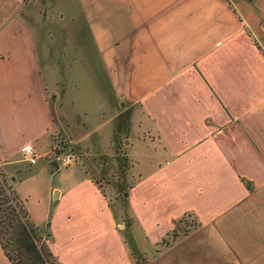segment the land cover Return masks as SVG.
I'll list each match as a JSON object with an SVG mask.
<instances>
[{
    "label": "crops",
    "instance_id": "crops-1",
    "mask_svg": "<svg viewBox=\"0 0 264 264\" xmlns=\"http://www.w3.org/2000/svg\"><path fill=\"white\" fill-rule=\"evenodd\" d=\"M23 1L0 0L1 166L18 170L21 158H12L26 146L47 155L58 135L67 138L63 149L70 144L86 154L107 156L114 118L106 119L104 111L99 115L96 102V112L84 114L94 118L76 121V108L85 107L66 102V68L58 58H49L50 38L33 35L23 20ZM94 2L86 18L92 43L98 50L105 46L100 58L115 60L127 53L118 56L127 65L122 73L135 77L127 89L134 85L142 91L141 115L136 125L130 121L133 146L139 150L138 171L130 172L136 180L128 195L127 231L134 240L139 229L146 247H155L150 264H174L176 247L197 231L205 239L217 237L220 247L233 254L206 264H264V0H230V10L221 0ZM116 7L127 15L119 24L113 21ZM11 21L21 34L2 36ZM99 28L106 29L105 36ZM130 29H137L138 37L124 41ZM72 89L80 91L77 84ZM33 110L38 123L27 125ZM6 150L10 154L4 156ZM74 155L76 161L62 169L48 166L44 158L28 164L14 190L31 220L50 233L48 246L59 263L135 264L120 231L121 218ZM46 173L52 180L45 206H31L25 184L36 190L33 179ZM201 200L206 208L196 207ZM188 213L198 228L159 253L156 247H165L162 240L174 222ZM0 254L9 264L1 248Z\"/></svg>",
    "mask_w": 264,
    "mask_h": 264
},
{
    "label": "rangeland",
    "instance_id": "rangeland-1",
    "mask_svg": "<svg viewBox=\"0 0 264 264\" xmlns=\"http://www.w3.org/2000/svg\"><path fill=\"white\" fill-rule=\"evenodd\" d=\"M77 1L78 0H24L23 2L26 5L22 8L21 13L23 14V20L30 25L33 35L38 37L46 36V39L50 38V43L46 45L49 47V58L53 60L58 58V60L62 62L61 65L66 68V74L68 75L66 102L68 101V104L70 102H76L77 106L85 107L76 108V110H80L76 116V121L79 122L83 120V118L90 121L94 118V115L91 114L89 117L86 116L88 113L84 115L87 112L86 110L88 109V112L95 113L98 108L99 115L102 116L101 113L104 111L106 119H110V117L114 118L113 139L107 156L86 154L70 144L66 145L65 150H71L74 154L78 155V157H80V163L86 165V169L91 173L92 179L100 183L101 187H103V191L109 199V205L116 218H121V220H118V224H121L120 231L125 234L124 238L127 250L130 257L132 256L131 258L135 261L134 263L150 264L148 260L153 261L157 255L156 252L153 251L155 247H146L144 236L140 233L139 229L135 233V243L133 235L127 231L128 225L131 224V220L128 216V195L132 191L134 180H136V176H132L130 172L133 173L138 171V166L134 164L138 157V148L133 146L132 139H134L133 136L135 135L132 132L130 121H132L133 125H136L137 119L141 115L138 98L139 93L142 91L140 87L136 89L134 85L127 89V81L129 79L132 81L135 78L133 76H127L126 73L128 71L124 72L125 75L122 73V69L125 66L127 67V65H124V59L119 57L126 56L127 53L124 54L121 52L119 55L117 54L115 60L100 58L103 55L102 51L105 50V46L103 45V50L101 48L98 50L95 44L92 43V27H90V23L87 20L88 18H86V16L91 13L92 7H90L89 4H94L95 2L94 0H79L81 2L80 4ZM221 1L226 3L229 10L231 9L230 0ZM104 5L106 6L105 3ZM116 9L117 10H114L113 21L115 24H119L126 20L127 15L126 12L122 10V7H116ZM100 11H102V9H100ZM94 18L98 19L97 17ZM16 26L17 25L11 21L6 29L2 31L1 35H9L10 37L20 35L21 33H18V31L21 27ZM99 30H101V34L105 36L106 29L99 28ZM23 35H26V32H23ZM136 37H138V30L135 29L133 31L130 29L124 41L135 39ZM115 39L116 41L120 40L119 38ZM100 47H102V45H100ZM62 52H65L64 54L66 55H60ZM109 69H114L115 73L112 75ZM75 84H77L80 89V91L77 90V92H79V97H77L78 100L73 99L77 92L75 94L71 92V90L74 91L72 88ZM93 85L94 87H92ZM91 88H93V90ZM96 102L100 103V107L95 108ZM32 112V116L27 117V125L30 123L36 125L38 123L35 110ZM88 125L90 126V124ZM97 136L100 138L99 135ZM66 139L65 136L58 135L56 142L61 145ZM26 140L27 139H23L21 143ZM126 140L127 142H124ZM19 152L20 151H17V155L15 153V156L12 158V160H19L21 158V162L17 168L18 170H8L15 166H9L7 169L4 166L0 167L1 173L13 188L18 179L27 175V173L24 174V172L29 168L28 164L24 161L23 153L21 155ZM9 154L10 152L6 150L4 156ZM142 158H144V156L140 153V159ZM39 164H41V162H39ZM75 166L77 165L75 164ZM64 173L68 175L70 171H62L61 175ZM47 175V173L46 176L41 174L38 178L33 179L35 183L33 187L35 188V186H37L36 190H29L30 183L25 184V187L27 186V192H30L27 194L30 195L29 200L31 206L36 203L38 206L42 205V208H44L47 197L46 185H48L49 179L52 180V177ZM196 178L195 176V186H197ZM196 207L200 209L206 208L203 200L199 201ZM197 223L194 214L188 213L184 215L180 221L174 223V229L162 240L165 247H156L157 251H159V253L160 251L166 252L168 248L177 244L180 240L182 241L185 236L195 232L198 228ZM40 230L42 232L46 231V229L42 228H40ZM211 237H209V239ZM209 239H205L202 234H198V231L195 232V235L190 237L188 240L189 242L183 247H176V251L174 252L175 259L173 260L174 264H177L180 260L184 261L178 264H203V262L206 264V262L212 263L222 260L223 257H227V259L233 258V254L230 252L231 250L229 248L220 247L217 237H212V240H214L212 243ZM48 242L49 240L47 243ZM58 248L61 249V247ZM139 250H144L148 257H144V254L142 255ZM180 256L182 257L180 258ZM0 264H8L3 257L1 258V254ZM168 264H170V262H168Z\"/></svg>",
    "mask_w": 264,
    "mask_h": 264
},
{
    "label": "trees",
    "instance_id": "trees-1",
    "mask_svg": "<svg viewBox=\"0 0 264 264\" xmlns=\"http://www.w3.org/2000/svg\"><path fill=\"white\" fill-rule=\"evenodd\" d=\"M50 238L31 220L25 201L0 171V248L9 264H61L48 246Z\"/></svg>",
    "mask_w": 264,
    "mask_h": 264
},
{
    "label": "built area",
    "instance_id": "built-area-1",
    "mask_svg": "<svg viewBox=\"0 0 264 264\" xmlns=\"http://www.w3.org/2000/svg\"><path fill=\"white\" fill-rule=\"evenodd\" d=\"M24 160L29 165H35L40 158H44L48 166L53 169H62L68 167L76 161V157L72 151L62 148L60 143L56 142L50 149L49 153L40 156L35 152L32 146H26L23 149Z\"/></svg>",
    "mask_w": 264,
    "mask_h": 264
}]
</instances>
